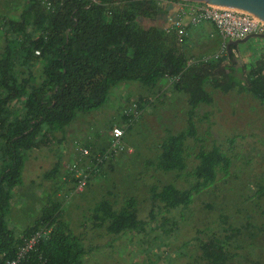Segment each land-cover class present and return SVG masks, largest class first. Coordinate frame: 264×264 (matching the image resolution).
Listing matches in <instances>:
<instances>
[{"label": "rangeland", "instance_id": "obj_1", "mask_svg": "<svg viewBox=\"0 0 264 264\" xmlns=\"http://www.w3.org/2000/svg\"><path fill=\"white\" fill-rule=\"evenodd\" d=\"M26 4L0 0V16L19 19ZM199 40L184 41L189 61L223 58L218 69L229 72L236 64L234 74L243 80L264 53L261 37L239 42L232 57L227 52L215 57L220 46L205 50L210 39ZM4 46L0 30V54ZM205 88L211 100L193 107L171 79H161L152 89L136 81L113 87L103 107L79 112L46 145L29 153L23 183L11 200L9 226L21 236L53 195L72 230L92 248L82 264H264V102L234 84L225 91L208 80ZM14 105L23 113L22 104ZM191 122L194 132L184 139L185 168H163L161 145L172 134L187 133ZM114 125L125 128V149L117 154L107 150L108 129ZM213 147L229 158L228 170L218 169L216 180L189 203L164 208L156 194L170 184L190 188L198 154ZM100 153L106 154L101 161ZM84 176L87 184L79 190ZM103 199L118 211L133 199L144 227L115 234L108 229L109 219L96 225L95 205ZM206 240L223 244L224 255H206Z\"/></svg>", "mask_w": 264, "mask_h": 264}, {"label": "trees", "instance_id": "obj_2", "mask_svg": "<svg viewBox=\"0 0 264 264\" xmlns=\"http://www.w3.org/2000/svg\"><path fill=\"white\" fill-rule=\"evenodd\" d=\"M163 5L161 0H64L48 10L39 0H27L19 19L0 16L5 38L0 54V264L43 229H49L48 233L20 264H82L92 250L72 230L53 195L21 236L9 226L8 217L29 153L46 145L79 112L103 107L119 83L136 81L152 89L161 79H171L175 89L186 93L196 107L211 100L205 83L213 80L225 91L233 84L246 87L264 102V53L247 68L244 80L234 74L236 64L229 72L218 69L223 58L188 63L182 47L186 43L179 41L176 29L167 30L158 18L166 11ZM235 47L229 46L231 57ZM14 102L22 104L23 113ZM193 132L191 122L187 133L172 134L163 142L159 161L163 168H185L184 139ZM198 157L190 188L170 184L156 194L164 208L189 203L216 180L218 169L226 172L230 164L217 147L201 151ZM134 204L130 199L118 211L108 200L97 202L96 225L109 219L108 229L115 234L143 228L145 221ZM203 251L208 256L225 253L217 240L204 241Z\"/></svg>", "mask_w": 264, "mask_h": 264}, {"label": "built area", "instance_id": "obj_3", "mask_svg": "<svg viewBox=\"0 0 264 264\" xmlns=\"http://www.w3.org/2000/svg\"><path fill=\"white\" fill-rule=\"evenodd\" d=\"M48 10H54L57 6H61L64 0H39ZM165 5L173 3V14H178L179 19L173 21L171 16V26H166L167 30L175 28L178 35L186 34L183 24V19L188 17L192 24H199L202 22H212L218 33L225 39V43L221 46V52H218L215 57H219L221 53L227 51V40L244 39L245 37L258 33L264 34V20L258 16L234 7L214 5L207 2H196L188 0H161ZM170 10V11H171ZM182 40V38H181ZM203 60L207 61L208 58ZM191 61H188L190 63ZM108 134L110 136V146L107 149L109 152L119 153L125 149L123 137L125 135V128L120 125L109 127ZM84 155L89 154L88 148H83ZM106 154H99L98 160L101 161ZM78 164L75 162L74 167ZM87 184L86 176L78 180L77 186L79 190L85 188ZM49 230V229H48ZM48 230H37L32 236L17 249L13 258L6 259L4 264H20L25 256L31 251L38 241L48 233Z\"/></svg>", "mask_w": 264, "mask_h": 264}, {"label": "crops", "instance_id": "obj_4", "mask_svg": "<svg viewBox=\"0 0 264 264\" xmlns=\"http://www.w3.org/2000/svg\"><path fill=\"white\" fill-rule=\"evenodd\" d=\"M167 15L169 16V18L172 16L173 19H174V16L175 14H173V11H168L167 12ZM166 21H164V24H165V27L166 26H171L172 22H171V19H169ZM172 19V20H173ZM183 24H184V27H185V30H186V34L182 35V37H180L178 34V39L179 41L181 40V43H186L188 44L187 42H184L186 40H189L191 41L193 38H197L198 41H200L199 39H206V38H209L210 39V43H206L205 41V47L204 49L207 50L209 48H212L213 45H216V46H221L225 43V39L218 33L217 29L215 28L214 24L212 22H202V23H199V24H192L190 22V19L188 17H185L183 20ZM173 29V28H172ZM175 29V28H174ZM201 40V41H202ZM232 41L231 40H227V55L230 57V50H229V46L230 45H233L235 46V44H232L231 43ZM191 43V42H190ZM182 47L184 48L185 45H182ZM236 47L232 49V52H235L236 51Z\"/></svg>", "mask_w": 264, "mask_h": 264}, {"label": "water", "instance_id": "obj_5", "mask_svg": "<svg viewBox=\"0 0 264 264\" xmlns=\"http://www.w3.org/2000/svg\"><path fill=\"white\" fill-rule=\"evenodd\" d=\"M188 1L207 2V3L214 4V5L238 8V9L248 11L258 16L262 20H264V0H188ZM173 5H174L173 3H170L167 6L163 5L166 11H161L158 18L163 19V21L167 22L169 18V16L167 15V12L173 8ZM178 19H179V15L176 14L174 16L173 21H176ZM253 37H261L264 39V34L254 33V34H251L245 37L244 39L232 40L231 43L237 45L239 42L247 41Z\"/></svg>", "mask_w": 264, "mask_h": 264}]
</instances>
